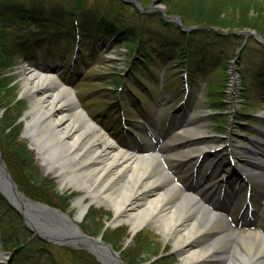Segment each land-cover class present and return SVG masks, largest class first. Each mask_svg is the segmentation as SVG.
Returning a JSON list of instances; mask_svg holds the SVG:
<instances>
[{"label":"rangeland","instance_id":"rangeland-1","mask_svg":"<svg viewBox=\"0 0 264 264\" xmlns=\"http://www.w3.org/2000/svg\"><path fill=\"white\" fill-rule=\"evenodd\" d=\"M93 1L90 0L88 3ZM160 1L162 4V0ZM193 1L191 7L199 4V0ZM231 1L233 2L217 5L221 7L222 16L226 19L233 18L237 21L238 14L242 11L240 5L246 6L244 11L250 17L255 14L264 17V0ZM58 9L62 11V8ZM85 9L81 13L68 12L69 17L63 14L41 17L42 21L50 23V30L53 34L58 33L62 40L53 46L40 35L39 43L42 47L35 43L38 48L34 50V44L28 43L31 51L29 54L33 53L31 55L33 60L21 58L14 69L1 61L0 73L7 75L6 80H9V84L8 87H0V100L25 105L20 117H17L16 109L11 108L7 115L2 110L1 125L8 129V133L20 128L19 141L26 144L33 153L40 172L52 180V193H56V197H51L50 203L27 198L54 209L66 210L60 211L76 219L77 208L73 202L79 193L73 188L62 186L55 175L43 170L37 152L31 148L30 141L25 137L26 121L29 119L27 112L30 109V99L23 94L26 69L32 67L44 70L51 65L55 68L54 73L58 74L69 88L75 90L82 108L107 132L109 130L106 127L109 128L111 133L109 134L116 135L117 140L123 143L122 147L129 144L130 138L126 136L138 131L144 124L159 127L161 135L157 141L162 139L165 143L163 151L168 155L166 161L170 169L177 173L174 179L184 188L200 189L208 181H213L210 189H215V195L203 192L208 200L228 212L235 224L238 222L243 224L240 225V230L264 232V180L261 177L264 172V149L255 150L250 141V138L258 135L264 136L262 99L264 91L255 88L256 81L264 76V69H261L264 64L261 61V52H258L263 46L252 35L241 34V41H233L229 37L230 32L259 34L249 28L242 30L222 28L221 31H217L225 35V38L212 36L204 39L202 36H196L197 38L193 36L189 39L192 48L187 49L177 37L168 34L159 26L161 13L153 10L144 18L143 37L137 36V39L132 40L128 46L120 37L105 40L103 38L102 41L86 34L82 26L87 21L92 24L94 20L87 19L93 14L92 8L88 6ZM106 13L105 11L104 14ZM122 13V18L117 14L112 15L106 25H116L119 28L133 25L134 21L132 22L128 16L125 17L130 13L126 11ZM39 25L37 21L28 22L23 25L21 33L37 32L43 28ZM75 27L81 33L80 43L83 47L77 66L71 63L75 55V43L64 39V33L73 31ZM82 31L85 32L84 35ZM14 40L15 36L10 37L7 47L12 45ZM140 46L141 50L138 48ZM169 52L174 54L169 55ZM146 54L144 61L149 66L143 65L141 75L136 79L132 71L139 61L138 58L142 59L139 55ZM54 57L57 59L65 57V64L61 65L56 62L57 60L54 61ZM183 61V66H177L179 69L172 68V65ZM235 61L239 80L232 87L235 75L230 68ZM190 63L191 67L193 65L200 67L197 71L199 78L191 84V93L185 100L183 77L186 73L183 71L186 69L182 67L190 66ZM188 119L195 134L205 139L203 146L207 148L208 154L187 163L184 151L187 147L193 146V140L197 137L180 132ZM253 148L254 151L251 150ZM250 189L254 193L253 208L246 205L248 196L245 192ZM90 201L91 198L86 199V203ZM218 201H226L227 204H218L220 203ZM112 217L113 211L109 207L92 204L84 218L79 221V225L87 235L94 237L98 236L87 232L89 224L96 225V228L103 226L99 237H102L104 242L105 237H108L111 241L107 243L121 254L124 261L129 255L135 258V263L140 264H151L156 260L163 261L164 264L184 263L175 251V241L165 236L158 226L149 225L131 237V224L112 227ZM87 219L89 220L86 221ZM33 239L34 236L28 230L21 231L17 227L13 214L0 204V264L96 263L91 258L79 257L77 252L85 250L78 248V245L60 246L52 242L44 243L45 245L36 242L32 244Z\"/></svg>","mask_w":264,"mask_h":264},{"label":"bare ground","instance_id":"bare-ground-1","mask_svg":"<svg viewBox=\"0 0 264 264\" xmlns=\"http://www.w3.org/2000/svg\"><path fill=\"white\" fill-rule=\"evenodd\" d=\"M23 81V94L30 99L25 137L43 170L79 193L73 202L76 219L61 212L66 210L48 206L28 214L32 228H44L48 232L40 233L63 242L79 240L84 235L79 221L95 204L113 211L112 227L130 223L131 237L149 225L158 226L175 241L183 264H264V233L238 230L207 195L182 187L165 160L168 155L162 140L150 152L134 144L118 147L52 67L41 72L26 69ZM189 123L188 119L180 132L197 137L184 151L187 163L208 154L205 139ZM255 139L264 147V137ZM261 177L264 180V174ZM87 198H91L89 203ZM107 264L118 261L112 256Z\"/></svg>","mask_w":264,"mask_h":264},{"label":"trees","instance_id":"trees-1","mask_svg":"<svg viewBox=\"0 0 264 264\" xmlns=\"http://www.w3.org/2000/svg\"><path fill=\"white\" fill-rule=\"evenodd\" d=\"M88 1L90 0H0V70L2 68L1 61H3L11 69H14L21 58H30L33 53L29 54L31 51H29L28 47H30V45H28V43H33L34 46L36 43L39 47H42L39 43L40 35L43 36L45 41L47 40L48 44L53 46H56L59 41L62 40L58 33L53 34L52 30H50L51 25H49L50 23L48 21H42L40 19L43 16L63 14L69 17L70 13L68 12L81 13L86 10L85 8L90 6L93 14L87 19L92 18L91 20L94 21L92 24L87 21L82 28L85 30L86 34L92 38L96 39L98 37L103 38L107 36L120 37L124 41L125 45L130 46L129 44L132 43V40H136L137 36L141 35L143 37V26L145 23L144 18L149 14H142L139 10L127 5L122 0H94L91 3H88ZM138 1L141 2L144 8H147L153 0ZM193 2V0H162V4L166 6L167 13L169 15L179 16L186 27L195 25L203 28H211L210 30L200 29L192 32H186L183 31L176 23L168 22L162 17L159 18L158 23L159 26L165 29L168 34L177 37L180 42H183V45L187 46V49L192 48V44L189 43V39L193 36H202L204 39L212 36H214V38H225V35L218 32L221 31L222 28L233 30L249 28L256 31L264 39V17L257 14L250 17L248 13L244 11L246 7L245 5H240L242 6V11L240 14L237 13L239 15V19L235 21L233 18L226 19L223 17V12L220 9L221 7L217 6L233 2L231 0H199L198 5L191 7L190 5L193 4ZM58 7L62 8V11H60ZM54 8L59 11H55ZM105 11L107 12L106 14H104ZM124 11L130 13V15L126 14L125 17L128 16L132 22L134 21L133 25L128 27L122 26L120 27L121 29L116 25H106V22H109L110 18H112V15L114 14H117L119 18H122V12ZM94 14L97 15L93 16ZM31 21L39 22V26L43 28L37 32L29 31L24 34L21 33L23 25ZM137 31L139 32L138 34ZM85 32H83V35ZM13 36H15L16 40H14L12 45L7 47L10 37L12 38ZM64 36V39L68 41L78 42L80 41L81 33L77 36L76 32L73 30L71 32L64 33ZM229 37H231L233 41H241L242 38V36L235 35L233 32L229 33ZM37 48L38 47L35 46V49ZM138 48L141 50V46ZM258 52H261L260 57L264 64V47H262ZM139 56L143 57V55ZM138 59L139 61L133 69V75L140 77L138 69L141 70L142 66L145 64L147 65V63L144 59ZM261 69H264V67H261ZM196 72L197 69H191L192 79L196 78L194 75ZM7 78L6 74L0 73V87H8L9 80L7 81ZM255 87L260 90H264V76L259 81H256ZM214 105H217V103H214ZM11 108L16 109L17 117H20L25 110V105L19 102H3L0 100V112L4 110L5 115H7ZM1 123L2 120H0V146L3 151L4 159L16 183L19 185L20 190L32 200L50 203L51 197H56V193H52V180L43 176L35 161L33 153L27 148L26 144L19 141L18 136L20 128H15L14 131L11 130L8 133V129L4 128ZM0 204H2L7 211L13 214L16 219L17 227H19L21 231H25L26 228L22 226L20 216L13 211L1 194ZM91 213L93 214V211H91ZM88 220L89 219L86 221ZM93 220L94 219H92V221ZM89 225L90 227L86 228L88 233L97 236L102 233L103 226L101 228H96V225ZM105 239L106 242L111 241L108 237H105ZM35 242L38 243L39 241L36 240ZM77 254L79 257L84 259H87V257L91 258L92 261L96 262L95 264H99L87 251L77 252ZM134 259L135 258L129 255L128 257H125V261L129 264H140L139 262L135 263ZM151 264L164 263L163 261L156 260Z\"/></svg>","mask_w":264,"mask_h":264},{"label":"water","instance_id":"water-1","mask_svg":"<svg viewBox=\"0 0 264 264\" xmlns=\"http://www.w3.org/2000/svg\"><path fill=\"white\" fill-rule=\"evenodd\" d=\"M127 4L132 5L135 8L140 9L142 12H149L152 9L160 10L164 19L168 21H174L178 23L184 30L186 31H193L199 29V27H189L186 28L181 19L178 16H168L165 12V8L160 5V0H155L148 9L144 10L141 3L137 0H124ZM241 34V33H238ZM248 35H254L257 37L260 43L264 44L263 38L256 36L255 33H247ZM0 193L7 199L10 203L11 207L22 217L23 223L26 227L30 229V231L35 234L36 237L39 239L52 242L57 245L66 246V245H80L82 249L89 251L92 255H94L97 260L101 264H107L109 258L113 256L114 261H118V264H126L121 257V254L115 251L109 244L104 242L102 237H94L87 235L81 227L79 228L80 231L84 232L79 240H71L70 243L63 242L60 239H56L53 236L45 235L40 233V231L47 233L48 231L44 228H32L30 225V219L28 218V214L34 212L44 211L45 209H49V207L43 203L33 202L19 190L17 183L14 181L13 176L4 160L2 150L0 148ZM76 232H78L75 229ZM56 232V230H55ZM60 235V232H57ZM61 236V235H60ZM112 253L113 255L110 256L109 254Z\"/></svg>","mask_w":264,"mask_h":264}]
</instances>
